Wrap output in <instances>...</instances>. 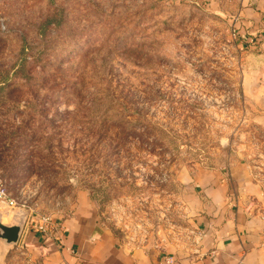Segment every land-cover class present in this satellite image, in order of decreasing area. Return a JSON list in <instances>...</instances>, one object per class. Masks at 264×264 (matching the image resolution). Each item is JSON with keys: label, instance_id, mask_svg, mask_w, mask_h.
<instances>
[{"label": "rangeland", "instance_id": "374dc122", "mask_svg": "<svg viewBox=\"0 0 264 264\" xmlns=\"http://www.w3.org/2000/svg\"><path fill=\"white\" fill-rule=\"evenodd\" d=\"M239 20L234 0H0V124L18 136L3 223L29 235L85 202L128 248L199 249L196 172L244 162L264 191L263 77ZM27 235L0 240V264H43Z\"/></svg>", "mask_w": 264, "mask_h": 264}, {"label": "crops", "instance_id": "0c3cea01", "mask_svg": "<svg viewBox=\"0 0 264 264\" xmlns=\"http://www.w3.org/2000/svg\"><path fill=\"white\" fill-rule=\"evenodd\" d=\"M240 20L236 26L251 41L256 73L264 89V0H234ZM238 32H236L237 36ZM248 36V37H247ZM189 208L197 215L202 245L193 252L166 253L158 249H131L94 218L88 203L59 223L57 236L23 229L20 241L43 256V264H264V191L244 162L220 170L194 174ZM193 180V181H194Z\"/></svg>", "mask_w": 264, "mask_h": 264}, {"label": "trees", "instance_id": "16d2710c", "mask_svg": "<svg viewBox=\"0 0 264 264\" xmlns=\"http://www.w3.org/2000/svg\"><path fill=\"white\" fill-rule=\"evenodd\" d=\"M3 82L4 84H8V81L4 80ZM1 89H3V87ZM4 117L5 114L3 113V111H0V120ZM28 135L29 134H27L26 136ZM16 137L18 136L16 135V132H14L13 126H9L8 122H2L0 124V155L4 154L3 150H6L8 153L13 151V147L15 146L17 140ZM6 155L3 157L4 161L2 159V163L6 161Z\"/></svg>", "mask_w": 264, "mask_h": 264}, {"label": "built area", "instance_id": "2783aa9c", "mask_svg": "<svg viewBox=\"0 0 264 264\" xmlns=\"http://www.w3.org/2000/svg\"><path fill=\"white\" fill-rule=\"evenodd\" d=\"M235 31V30H234ZM236 35V31L234 32ZM0 199L5 200L10 206L14 205V200L11 199L3 187V184L0 182ZM57 229H59V224L53 222L51 218L42 217L38 221L37 231L43 234L51 235L52 237L57 236Z\"/></svg>", "mask_w": 264, "mask_h": 264}, {"label": "water", "instance_id": "95a60500", "mask_svg": "<svg viewBox=\"0 0 264 264\" xmlns=\"http://www.w3.org/2000/svg\"><path fill=\"white\" fill-rule=\"evenodd\" d=\"M24 225L22 222L16 225H6L0 217V240L7 245L17 244L20 241Z\"/></svg>", "mask_w": 264, "mask_h": 264}]
</instances>
